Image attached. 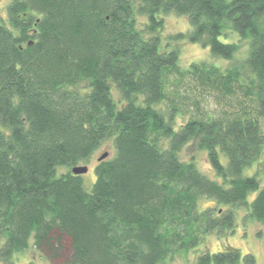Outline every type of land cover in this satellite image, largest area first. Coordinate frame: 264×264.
<instances>
[{
  "label": "trees",
  "instance_id": "1",
  "mask_svg": "<svg viewBox=\"0 0 264 264\" xmlns=\"http://www.w3.org/2000/svg\"><path fill=\"white\" fill-rule=\"evenodd\" d=\"M6 10L0 264H16L31 242L51 248L63 238L72 264H166L210 234L233 233L239 210L264 239V184L243 176L264 149V0H10ZM170 13L191 27L172 41L210 48L230 65L183 68L179 50L163 46ZM239 92L251 107L201 106L206 95L226 101ZM107 141L113 156L96 165L87 191L72 169ZM191 142L212 175L182 159ZM224 247L198 264H257Z\"/></svg>",
  "mask_w": 264,
  "mask_h": 264
},
{
  "label": "rangeland",
  "instance_id": "2",
  "mask_svg": "<svg viewBox=\"0 0 264 264\" xmlns=\"http://www.w3.org/2000/svg\"><path fill=\"white\" fill-rule=\"evenodd\" d=\"M10 4V0H0V16L6 18L7 7ZM164 30L162 33L163 46L177 48L179 50L180 61L179 64L183 68H188L192 63L209 62L221 67H227L230 65L229 62L220 57H214L211 54L210 48H204L200 44H194L187 40H175L172 41L170 36L178 33H187L191 30L189 20L186 16H179L175 13L164 15ZM230 38L234 42L239 41V37L236 33L233 36L230 34ZM221 41L229 42L222 36ZM230 43V42H229ZM248 43L242 41L241 51L237 55V59L240 60L244 57ZM116 89V88H115ZM114 89V96L118 98L119 94ZM205 98V99H204ZM201 106L207 111H216L221 107H228L230 109L240 110L243 107L248 108L252 106L251 100L247 99L243 93L239 92L235 97L227 99L226 101L217 100L212 98L210 95H206ZM190 114L188 113L184 117H179V124L184 123ZM260 124L264 132V118H261ZM105 152H109V158L113 156V143L111 141L105 142V144L98 150L94 156L90 159L88 164H82L89 168L88 173L83 175L84 186L87 191H91L93 183L95 182L94 168L99 163V158ZM181 157L183 160L190 161L193 158L197 161L199 168L210 175L212 170L210 163L207 158L206 152L200 151L194 142L187 145L182 153ZM60 172H66V169H61ZM258 175L261 183L264 184V149L263 154L259 161L243 172V176H254ZM255 196V195H254ZM250 197V201L253 197ZM214 203L209 201L205 203V206H213ZM226 209V207H225ZM244 210L238 211L236 220V228L233 233H229L227 236L218 235L213 233L207 236L204 244H201L197 250L190 251L188 255H183L174 258L173 261H168L166 264H198L199 256L205 251L212 253L221 251L224 246H231L238 249L242 256L250 253L255 256L257 264H264V239L259 238L257 235L262 227L257 222H244ZM14 261L16 264H72V250L70 243L63 238L62 242L55 241L51 248L42 247L35 248L33 242H31L30 248L24 253H18L14 255ZM241 264H244L243 260Z\"/></svg>",
  "mask_w": 264,
  "mask_h": 264
},
{
  "label": "water",
  "instance_id": "3",
  "mask_svg": "<svg viewBox=\"0 0 264 264\" xmlns=\"http://www.w3.org/2000/svg\"><path fill=\"white\" fill-rule=\"evenodd\" d=\"M109 156V153H103L101 155V157L98 159L99 161H103L105 160L106 158H108ZM89 171V168L87 166H83V165H80V166H76L72 169V173L74 175H80V176H83L85 175L86 173H88Z\"/></svg>",
  "mask_w": 264,
  "mask_h": 264
}]
</instances>
